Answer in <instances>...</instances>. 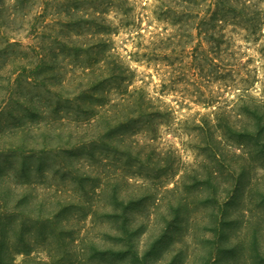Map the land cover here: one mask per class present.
I'll return each instance as SVG.
<instances>
[{
    "label": "rangeland",
    "instance_id": "374dc122",
    "mask_svg": "<svg viewBox=\"0 0 264 264\" xmlns=\"http://www.w3.org/2000/svg\"><path fill=\"white\" fill-rule=\"evenodd\" d=\"M24 1L0 0V264H264V0L222 35L167 0ZM102 20L133 102L75 91Z\"/></svg>",
    "mask_w": 264,
    "mask_h": 264
},
{
    "label": "trees",
    "instance_id": "16d2710c",
    "mask_svg": "<svg viewBox=\"0 0 264 264\" xmlns=\"http://www.w3.org/2000/svg\"><path fill=\"white\" fill-rule=\"evenodd\" d=\"M15 1V6H16V11H20L23 9V5L25 3L24 0H14ZM77 1V0H73ZM237 2L238 0H167L165 2L166 4H162L161 7L158 6L159 12L162 11L166 16L165 18H168L169 16H172L173 19L175 18H180L184 17L185 19L188 18V20L192 17L195 21V29L199 31L201 34H215V32H220L216 35H222L221 30L223 29L222 26L223 24V19L228 17H232V9L234 6L237 7ZM244 3H240L241 5ZM58 12V11H56ZM154 13L157 14L155 9L153 10ZM160 15V14H158ZM175 16V18H174ZM88 23V22H87ZM105 21L102 20L100 24H93L92 22L89 21V24L91 25V32L88 34L93 36V41L86 42L85 43V49L87 51L93 50L90 52V54L93 55V58L90 59V62L88 64H80L79 67L81 68L80 72V81L78 82V86L75 89L76 93L82 95H87L88 98L90 99L91 103H97V105L102 106L106 105L107 99H105V96L108 94V87L110 84L115 83L116 88H121L122 90V95L123 99L127 101L130 99L133 95H136L131 102L135 101L137 97H141L142 94V89L140 88H129V82L132 77V71L130 70H121V69H114V70H109L107 64V57H109L108 54L106 56L104 54H101L98 56V53L100 51H104V46H102L105 41L104 39L99 38L98 40H94L96 36L103 35L105 33H109L111 30L110 25L104 24ZM88 24V25H89ZM231 24V23H230ZM66 26V24L64 25ZM72 34V30L69 32ZM79 33V32H78ZM78 33H75L73 35H76ZM223 36H220V39H222ZM59 43L61 44V47L64 48L66 46H69L70 43H74L75 40H73L72 36L69 35L67 38L62 39ZM93 45H96L94 47H91ZM102 46V47H101ZM100 47V48H99ZM56 49H59L58 47ZM77 52L78 49H76ZM50 52V50H48ZM101 58H106V62H104L102 65H99L96 67L98 62L100 61ZM107 85V86H106ZM142 99H139V101ZM130 102V103H131ZM91 106V105H90ZM123 106V104L120 103H111L108 108L107 112L105 113V122L107 129H111L113 127H116V122L114 118H110L109 113L111 111L118 110L119 107ZM139 106H143L140 105ZM97 107V106H94ZM101 108V107H100ZM114 119V120H113ZM1 169V168H0ZM138 172H135V175ZM128 176L127 178L124 176H121V178L129 179ZM6 191V195L9 196L11 194L6 190V188H2V192ZM119 190L116 187L112 189V196L113 200H116L115 196L118 194ZM9 193V194H8ZM8 199V198H7Z\"/></svg>",
    "mask_w": 264,
    "mask_h": 264
}]
</instances>
